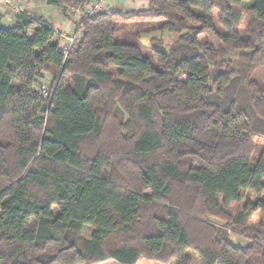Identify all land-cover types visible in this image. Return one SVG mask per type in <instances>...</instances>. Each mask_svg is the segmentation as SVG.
I'll list each match as a JSON object with an SVG mask.
<instances>
[{
  "label": "trees",
  "instance_id": "trees-1",
  "mask_svg": "<svg viewBox=\"0 0 264 264\" xmlns=\"http://www.w3.org/2000/svg\"><path fill=\"white\" fill-rule=\"evenodd\" d=\"M135 22L176 40L147 50V32L119 27ZM76 27L64 59L47 23L18 14L0 25V264H136L168 248L175 264H192L189 248L200 264H264V200L227 211L244 190L264 192V150L253 160L264 0H149L88 12ZM205 31L222 47L201 43ZM50 68L60 74L47 101L33 87ZM234 231L249 243H230Z\"/></svg>",
  "mask_w": 264,
  "mask_h": 264
},
{
  "label": "rangeland",
  "instance_id": "rangeland-1",
  "mask_svg": "<svg viewBox=\"0 0 264 264\" xmlns=\"http://www.w3.org/2000/svg\"><path fill=\"white\" fill-rule=\"evenodd\" d=\"M94 3L95 0L90 2ZM149 0H104L103 7L104 10L109 12H118V13H126L129 11H139L142 9H146L148 6ZM88 7V6H87ZM83 7V8H72L60 5H50L46 0H0V25L8 28L14 25L15 19L18 14H24L32 19H37L43 21L53 27L58 32H62L64 35L71 36L74 34V30L76 28V23L85 16L86 13L89 12L90 7ZM92 13H97L93 11ZM214 24L217 27L219 33H224L221 29L220 25L217 22V14L213 15ZM246 23V22H244ZM120 23L119 27L130 28L133 30L147 32L141 35L140 43L141 45L147 49L151 50V48H157L164 52L168 51L172 44L176 40V36L173 34H169L164 30L158 31L156 23H149V22H135L130 24H123ZM153 30V31H151ZM57 33V32H56ZM56 36V34H55ZM56 38V37H55ZM59 41V38H58ZM199 41L201 43L207 42L210 43L215 48H221L222 45L220 41L217 39L216 36L211 34L208 31H205L199 36ZM255 76L254 79L258 81L260 86L264 87V58L260 64V67L254 70ZM60 74V70L55 71L54 69L50 68L47 70L40 71V76L36 79V82L33 87V91L36 96L42 97L43 99H49V96L56 85ZM48 103V102H47ZM46 117V114L44 115ZM109 131H111V127H107ZM114 131V128H112ZM92 141V143H94ZM96 142L99 143L98 140ZM254 152H253V160L259 156V154L264 150V139L263 138H254ZM85 150L90 151V147L85 142ZM112 166V164H111ZM109 170H106L105 175H109ZM264 183V180H263ZM175 195L176 191H180V189L175 188ZM179 196V203H183V205L187 202V200H183L181 193H178ZM264 200V192L260 195H256L254 192L250 190L243 191V198L240 203L231 204L228 208V212L232 215L236 214L238 211H243L244 208L248 204H253L257 200ZM157 214H161L160 208L155 209ZM54 214L58 212L57 208H53ZM260 220V214L254 213L250 216L249 224L257 225ZM216 224V226L222 228L224 222L218 220H212ZM91 232V228H85L83 231V235L85 237H89ZM202 231L195 230V243L204 244L203 238L205 235L201 234ZM227 238L230 243L233 245L239 246H246L249 241L246 237L242 234L237 232H228ZM201 237V238H200ZM195 244H193L194 246ZM186 254L190 257L192 264H200L201 259L199 258L198 254L192 249L189 248L186 250ZM176 261L172 260L170 256V249H166L160 254L154 255L151 258H140L136 264H175ZM102 264H116L113 261L109 260L106 263Z\"/></svg>",
  "mask_w": 264,
  "mask_h": 264
},
{
  "label": "built area",
  "instance_id": "built-area-1",
  "mask_svg": "<svg viewBox=\"0 0 264 264\" xmlns=\"http://www.w3.org/2000/svg\"><path fill=\"white\" fill-rule=\"evenodd\" d=\"M103 2H104V0H95L94 3L92 2L88 6V7H90L88 9L89 13H92L93 11H95V12H106L104 10V7H103ZM54 31H55L56 37L59 38V41H58L59 52L63 55V58L66 59L67 56L76 49L77 44L80 41V36H81L82 32L77 27L74 30V34L71 36L64 35L62 32L60 33L55 29H54ZM51 94H52V92H51ZM51 94L49 96V99L51 98ZM49 99H48V101H49Z\"/></svg>",
  "mask_w": 264,
  "mask_h": 264
}]
</instances>
